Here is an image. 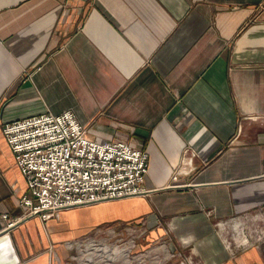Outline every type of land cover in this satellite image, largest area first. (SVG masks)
Masks as SVG:
<instances>
[{
  "label": "crops",
  "instance_id": "0c3cea01",
  "mask_svg": "<svg viewBox=\"0 0 264 264\" xmlns=\"http://www.w3.org/2000/svg\"><path fill=\"white\" fill-rule=\"evenodd\" d=\"M63 110L91 139L143 149L145 192L7 225L26 189L1 126ZM256 211L264 0H0V234L19 262L50 264L112 223L209 254L213 224L239 228ZM225 242L213 264H264V234Z\"/></svg>",
  "mask_w": 264,
  "mask_h": 264
},
{
  "label": "built area",
  "instance_id": "2783aa9c",
  "mask_svg": "<svg viewBox=\"0 0 264 264\" xmlns=\"http://www.w3.org/2000/svg\"><path fill=\"white\" fill-rule=\"evenodd\" d=\"M1 134L26 189L16 200L23 213L18 220L44 221L60 210L145 192L146 152L123 141L89 138L68 110L5 122Z\"/></svg>",
  "mask_w": 264,
  "mask_h": 264
},
{
  "label": "rangeland",
  "instance_id": "374dc122",
  "mask_svg": "<svg viewBox=\"0 0 264 264\" xmlns=\"http://www.w3.org/2000/svg\"><path fill=\"white\" fill-rule=\"evenodd\" d=\"M21 215L22 211L9 222L18 221ZM248 217L251 218H244L239 228L233 226L237 220L223 228L213 224L216 240L209 237V254L195 249L204 246L208 249L207 244H201L205 241L186 246L170 231L162 237L151 236L142 224L112 223L95 229L76 246L69 247L64 255H51L50 264H213L220 249L226 253L225 240L229 249H235L243 235L264 234V211L251 212Z\"/></svg>",
  "mask_w": 264,
  "mask_h": 264
},
{
  "label": "water",
  "instance_id": "95a60500",
  "mask_svg": "<svg viewBox=\"0 0 264 264\" xmlns=\"http://www.w3.org/2000/svg\"><path fill=\"white\" fill-rule=\"evenodd\" d=\"M0 264H20L7 232L0 234Z\"/></svg>",
  "mask_w": 264,
  "mask_h": 264
}]
</instances>
